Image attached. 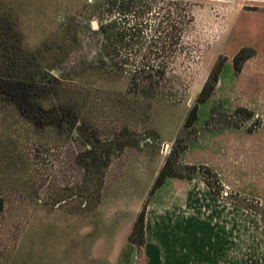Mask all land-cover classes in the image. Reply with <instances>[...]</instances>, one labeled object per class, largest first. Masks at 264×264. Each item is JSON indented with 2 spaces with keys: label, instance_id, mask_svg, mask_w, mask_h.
Masks as SVG:
<instances>
[{
  "label": "rangeland",
  "instance_id": "1",
  "mask_svg": "<svg viewBox=\"0 0 264 264\" xmlns=\"http://www.w3.org/2000/svg\"><path fill=\"white\" fill-rule=\"evenodd\" d=\"M105 2L0 0V75L27 76L31 86L40 69L69 89L76 113L65 129L58 118L38 132L26 112L0 100V264H80L89 246L126 241L142 207L147 242L182 236L205 249L210 220L218 232L225 227L217 241L233 261L264 264V0H146L150 56L165 64L163 94L153 98L126 91L127 69L77 62V53L101 56L92 50ZM241 49L248 57L235 72ZM215 61L222 67L212 94L198 104L193 130L183 129ZM210 115L219 125L204 124ZM32 140L49 145L38 164L24 148ZM175 143L185 144L183 177L153 188ZM197 222L200 233L190 230Z\"/></svg>",
  "mask_w": 264,
  "mask_h": 264
},
{
  "label": "trees",
  "instance_id": "2",
  "mask_svg": "<svg viewBox=\"0 0 264 264\" xmlns=\"http://www.w3.org/2000/svg\"><path fill=\"white\" fill-rule=\"evenodd\" d=\"M104 5L105 7L100 12V18L97 21L96 27L101 39L99 50L92 48L93 52H99L101 56L98 59L97 57L87 59L85 57L86 54L77 53L76 59H79L77 62L87 67L104 70L107 73L110 70L115 73L117 69L121 72L127 69L128 82L126 91L128 93L144 98L162 95L163 92L160 91L161 86L159 85V81L163 79L165 64L157 56H150L151 52L149 49L151 48L149 47L155 41L151 33V30H154V22L150 18V10H147L146 0H106ZM170 27L174 29L173 25ZM171 31L168 34H172ZM144 44L145 51H142ZM84 52H89V50L84 47ZM247 57L248 55L242 54V49L232 57V66L235 72L239 70L241 62ZM79 66L82 67L81 65ZM221 67L222 61H215L213 63L195 97L194 103L186 113L183 129L193 130V123L197 119L198 104L206 101L212 94ZM27 78V76L23 77V75L17 78L0 75V86L3 88H0V100L15 105L17 109H22L26 112V115L22 116V118H24V121L26 119L30 124L32 123L35 131L52 129L57 124L58 118L61 119L60 124L65 129L63 122H69V119L76 116L75 111L72 110L73 104H71L72 101L68 93L69 89L61 87L62 82L55 77L53 80H50L51 77L48 76L47 80L45 73L40 69L36 70L31 86L25 82ZM50 98H55L58 102L52 106L44 107L42 101ZM242 111V109H236L232 115H236ZM244 113L246 117H249L248 112L244 111ZM222 115L224 116V114ZM213 120V116L210 115L204 124L207 126L211 122V125L215 127L219 125V123L213 122ZM48 146V144H43L36 140L30 141L28 144L25 143L24 148L29 151L27 152L29 163H40L41 159L39 156ZM184 148L185 144H173L157 172L153 188L160 186L167 177H183L179 170L177 159L179 153ZM183 167L189 173L197 172L198 169L208 171L206 167L196 168L194 165ZM211 175L215 177L214 174ZM204 182L208 185L206 179H204ZM1 206L2 202L0 199V208ZM126 240L135 245L137 252L143 246V207L136 214Z\"/></svg>",
  "mask_w": 264,
  "mask_h": 264
},
{
  "label": "crops",
  "instance_id": "3",
  "mask_svg": "<svg viewBox=\"0 0 264 264\" xmlns=\"http://www.w3.org/2000/svg\"><path fill=\"white\" fill-rule=\"evenodd\" d=\"M212 223L214 224L209 220L205 228L208 231L213 228V244L205 249L201 247V244L192 241L183 242L182 236H179L178 242L175 243L147 242L144 236V244L140 249L143 255L141 264H243L241 260H232L230 246L226 248L225 243L221 244L217 241V234L223 232L222 235H224L225 227L223 231L218 232ZM194 229L200 233L199 222L190 230ZM87 251L88 254L84 256L80 264H139L137 249L127 240L120 243L91 245Z\"/></svg>",
  "mask_w": 264,
  "mask_h": 264
},
{
  "label": "water",
  "instance_id": "4",
  "mask_svg": "<svg viewBox=\"0 0 264 264\" xmlns=\"http://www.w3.org/2000/svg\"><path fill=\"white\" fill-rule=\"evenodd\" d=\"M93 26H95V22H93Z\"/></svg>",
  "mask_w": 264,
  "mask_h": 264
}]
</instances>
